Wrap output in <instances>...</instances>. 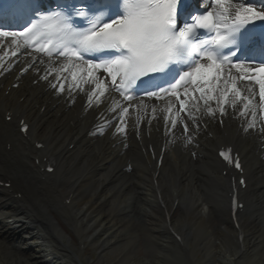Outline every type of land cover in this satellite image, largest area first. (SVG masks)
Masks as SVG:
<instances>
[{"label": "bare ground", "instance_id": "1", "mask_svg": "<svg viewBox=\"0 0 264 264\" xmlns=\"http://www.w3.org/2000/svg\"><path fill=\"white\" fill-rule=\"evenodd\" d=\"M9 49L15 50L0 45V53L7 54ZM30 61L32 57L26 60ZM35 65L44 72L46 64ZM25 75L17 77V85L7 97L0 95V105L18 111L29 122V132L38 134L33 138L43 137L51 151L49 159L52 157L57 167L39 181L38 169L29 163L33 145L24 138L18 140L13 127L0 117V178L11 179L15 192L21 193L17 199L9 189L0 188V264L80 263L65 227L72 230L79 245L99 250V262L94 264H264V134L260 131L264 117L257 116L256 128L248 131L246 124L241 129L236 123L233 126L229 117L220 131L210 116L206 117L214 139L203 137V143L219 146L234 142L238 147L245 137L248 144L241 143L240 151L247 165L256 169L255 176H250L252 184L240 192L246 208L235 226L229 216L221 166L211 152L203 150L204 144H188L178 131L173 132L172 146L155 183V163L141 150L147 141L144 135L137 139L131 131L118 133V121L104 126L111 110L120 105L111 93L104 95L98 106L95 99L89 105L86 93L70 94L67 87L63 93L48 91L52 76L34 84L37 74L30 70ZM88 85L82 86L84 92L92 90ZM69 95L74 107L66 105L64 98ZM18 96H24L21 106H11ZM254 103H259L258 90ZM137 105L127 113L129 118L132 112L136 115L130 121L136 122L133 126L141 125L150 115L142 108L137 111ZM52 107L55 109L49 111ZM90 127L95 133L104 131L101 139L96 136L95 149L87 141ZM52 128L54 132H50ZM159 128L160 123H153V131L158 133ZM249 144H254V150L246 153ZM125 165L133 170L123 172ZM70 192L71 202L64 206L63 199ZM175 198L178 205L185 202L184 208L180 214L168 216ZM130 199L135 205L118 213ZM139 240L144 241L142 255Z\"/></svg>", "mask_w": 264, "mask_h": 264}, {"label": "snow or ice", "instance_id": "2", "mask_svg": "<svg viewBox=\"0 0 264 264\" xmlns=\"http://www.w3.org/2000/svg\"><path fill=\"white\" fill-rule=\"evenodd\" d=\"M181 3L57 0L55 8L43 11L34 4L20 5L27 26L17 32L0 25V38H11L15 50L9 49L7 54L12 57L22 49H31L27 55L32 56V62L22 72L37 62L45 64L42 57H47L40 78L48 80L52 76L49 86L57 92L63 93L66 87L70 94L83 91L81 85L90 83L89 105L95 99L98 106L110 88L125 101L134 100L131 93L139 85H146L145 97L166 100L162 109L166 126L170 124L173 131L182 127L189 142V125L193 129L200 126L197 113L201 105L210 115L218 110L224 116L231 108L242 118L250 116L245 131L255 129L258 111L264 117V0H259V7L257 0H209L203 8L188 12L183 21ZM73 16L82 18L86 26L77 25ZM257 22H261L259 30ZM58 62L60 66L56 67ZM66 74H70L71 84ZM101 75L106 78L101 79ZM242 83L258 86V105L254 103L255 88H241ZM132 107L129 103L112 109L104 126L118 121L116 131L125 133V114ZM140 108H147L143 99L136 110ZM152 112L155 114V107ZM23 130L27 131L26 124ZM260 131L264 134V127ZM220 155L231 159L230 150ZM235 167H241L238 158Z\"/></svg>", "mask_w": 264, "mask_h": 264}, {"label": "rangeland", "instance_id": "3", "mask_svg": "<svg viewBox=\"0 0 264 264\" xmlns=\"http://www.w3.org/2000/svg\"><path fill=\"white\" fill-rule=\"evenodd\" d=\"M143 229H144V227H142ZM141 239H143V237L141 238ZM72 242V241H71ZM139 242H140V245H141V247H140V251H139V255H142L143 253H144V251H143V248H142V245H143V243H144V241H142V240H139ZM74 246V245H73ZM89 252V255L90 256H92V255H95V252H94V250L92 249V251H90V249L86 252V253H88ZM95 262H99L98 261V258L95 260Z\"/></svg>", "mask_w": 264, "mask_h": 264}]
</instances>
